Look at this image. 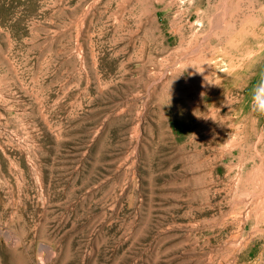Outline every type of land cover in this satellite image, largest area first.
Returning <instances> with one entry per match:
<instances>
[{
  "label": "rangeland",
  "instance_id": "rangeland-1",
  "mask_svg": "<svg viewBox=\"0 0 264 264\" xmlns=\"http://www.w3.org/2000/svg\"><path fill=\"white\" fill-rule=\"evenodd\" d=\"M262 83L264 0H0V264H264Z\"/></svg>",
  "mask_w": 264,
  "mask_h": 264
},
{
  "label": "clouds",
  "instance_id": "clouds-1",
  "mask_svg": "<svg viewBox=\"0 0 264 264\" xmlns=\"http://www.w3.org/2000/svg\"><path fill=\"white\" fill-rule=\"evenodd\" d=\"M256 101L255 110L259 114L264 115V83L257 88Z\"/></svg>",
  "mask_w": 264,
  "mask_h": 264
},
{
  "label": "bare ground",
  "instance_id": "bare-ground-1",
  "mask_svg": "<svg viewBox=\"0 0 264 264\" xmlns=\"http://www.w3.org/2000/svg\"><path fill=\"white\" fill-rule=\"evenodd\" d=\"M47 251H49V250H47ZM47 254H48V253H47ZM51 254H52V253H51ZM51 254H48V255L50 256ZM53 255H54V254H53ZM44 257H46V256H44ZM44 257H43V258H44ZM44 259H45V258H44ZM48 259H50V258H48ZM38 263H40V262L38 261Z\"/></svg>",
  "mask_w": 264,
  "mask_h": 264
}]
</instances>
